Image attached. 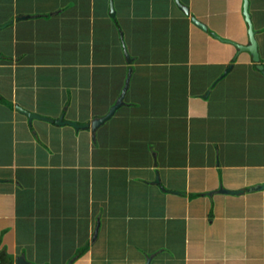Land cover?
I'll return each instance as SVG.
<instances>
[{"label":"crops","instance_id":"crops-1","mask_svg":"<svg viewBox=\"0 0 264 264\" xmlns=\"http://www.w3.org/2000/svg\"><path fill=\"white\" fill-rule=\"evenodd\" d=\"M179 1L190 16L177 0H0V253L14 264H110L123 248L128 264H264V74L214 36L249 45L245 0ZM263 12L250 0L264 64ZM20 81L48 98H19ZM121 98L96 133L57 124ZM45 250L61 259L32 260Z\"/></svg>","mask_w":264,"mask_h":264},{"label":"water","instance_id":"water-1","mask_svg":"<svg viewBox=\"0 0 264 264\" xmlns=\"http://www.w3.org/2000/svg\"><path fill=\"white\" fill-rule=\"evenodd\" d=\"M179 7L181 8V10H183L188 16H190V9L186 6H184L183 4H181V2L179 0H177ZM112 16H115V10H114V6L112 5V11H111ZM244 16L246 18L247 24L249 25V38H250V43L248 46L245 45H241L238 43H235L231 40H226V39H222L220 36L214 34V36L217 39H220L221 41L227 42V43H231L233 45H235L237 47V49L239 50V52H248L250 53L254 63L257 64V67L260 71L263 72L264 74V64L262 63L261 60V56H260V51H259V43L257 40V34L255 31V27H254V23L252 20V15L250 13V0H245V5H244ZM28 17H22L21 19H26ZM192 22L198 26L199 28H201L204 31H208V27L202 23L201 21H199L196 17H192ZM233 69V66L231 65L230 68L226 71L227 75L231 70ZM125 94V93H124ZM124 98V97H123ZM123 98H121L119 100V102L116 104V106H114L110 112V114L104 118L101 119H97L95 120L92 124H86V125H81L79 123L76 122H71V121H66L64 119V117H62L61 119H59L57 121V124H63V125H70L76 129H89L91 128L92 131L94 133H96V130L104 123H106L108 120H110V118L113 117V115L116 113V111L122 106L123 104ZM19 112L26 114L30 120H34V119H39V120H45V121H50L53 122V120L51 119H47L44 118L42 116L36 115V114H32L26 110H24L21 107L17 108ZM159 182V180H158ZM264 187H262L261 189H263ZM246 191L245 190H237V191H228L229 194L231 195H241L244 194ZM16 264H32L31 262L28 261L27 257L25 255L19 257L17 259ZM69 264H72V262H70Z\"/></svg>","mask_w":264,"mask_h":264},{"label":"rangeland","instance_id":"rangeland-1","mask_svg":"<svg viewBox=\"0 0 264 264\" xmlns=\"http://www.w3.org/2000/svg\"><path fill=\"white\" fill-rule=\"evenodd\" d=\"M263 16V20H264V12L262 14ZM257 21V19H256ZM233 23V22H232ZM233 25H235L233 23ZM264 27V26H263ZM21 74V73H20ZM37 87V86H36ZM35 87V88H36ZM12 88H13V78H10L9 75L7 76H1L0 74V97H4L3 99L8 103V102H13V98H12ZM19 98H22V93L24 90H27V92L29 94H26L25 96H23V98H26L29 96V98H48V96H42V94H39V93H35L33 91V87L32 88H24V85L23 83L20 81L19 82ZM50 95H53V93H51ZM52 98V96H51ZM20 233H19V236H20V243H24V242H29L28 239H33V234L31 232H25V231H28V230H24L21 228L20 226ZM134 248H131L128 250V248H126V250L123 248L119 251H116L118 252V256L116 257V255L114 256H111V258L113 259H116L114 261V263H110V264H128L129 263V258L131 255L135 254L134 251H133ZM180 250V248L178 247V251ZM40 255V256H39ZM51 256V257H50ZM61 256V254H60ZM59 257H56L52 254V252L50 251H42L40 252L35 258H33L32 260L35 261L36 263H40L42 261V259H61Z\"/></svg>","mask_w":264,"mask_h":264},{"label":"trees","instance_id":"trees-1","mask_svg":"<svg viewBox=\"0 0 264 264\" xmlns=\"http://www.w3.org/2000/svg\"><path fill=\"white\" fill-rule=\"evenodd\" d=\"M0 100H4L2 98H0ZM81 253H86L87 252V248H82ZM3 253H0V264H14L15 263V259L12 255L6 253V256L4 257Z\"/></svg>","mask_w":264,"mask_h":264}]
</instances>
